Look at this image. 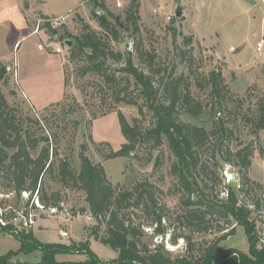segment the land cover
<instances>
[{
	"label": "trees",
	"instance_id": "1",
	"mask_svg": "<svg viewBox=\"0 0 264 264\" xmlns=\"http://www.w3.org/2000/svg\"><path fill=\"white\" fill-rule=\"evenodd\" d=\"M93 7L103 11L92 13L100 30L78 15L80 32L70 35L69 49L71 59L84 63L82 72L92 76L91 87L109 94L107 110L94 119L121 106L136 107L139 115L129 121L120 114L126 143L108 159L128 158L141 146L157 149L167 144L176 159L170 173L180 194V212L171 213L163 201L165 192L148 178H137L129 187L115 186L104 165L88 155L85 145L81 146L78 166L63 157L62 136L51 126V120L25 112L18 104L11 105L1 90L0 186L11 193H27V205L38 192L46 210L59 212L64 210L62 190L83 192L87 207L79 209V213L91 215L98 227L105 225V243L119 252V258L108 264H264V249L256 248L253 229L244 220H238L237 226L244 227L250 252L220 246L236 231L238 205H251L258 213L264 208V194L260 192L264 186L252 182L249 176L253 143L240 144L236 150L231 145L237 132L258 138L264 130V98L255 102L236 98L220 70L207 75L195 72L192 49L181 51L166 64L156 50L147 49L136 38L140 32V4L131 5L124 15L112 13L104 2L94 1ZM52 32L57 37L61 35L56 29ZM125 33L129 34L124 36ZM125 38L132 40L131 49L115 50L114 43H124ZM186 43L191 44L192 38ZM8 83V68L0 61V88ZM205 114L211 117V129L182 120L183 116L200 118ZM224 165L238 169L236 190L225 183ZM48 178L58 183L61 190L49 194L45 185ZM224 193L226 202L220 200ZM258 217L262 219V214ZM138 218H143V222H138ZM172 218L190 233L224 236L210 244L200 261L188 260L195 248L192 242L187 248L188 256L174 259L164 244L151 248L144 241L146 225L153 229L154 236L171 234L175 246L185 239L182 233H170ZM13 228L0 224L2 231ZM19 241L21 250L0 256V264H33L18 257L35 252L42 254L38 264H104L91 251L88 241L77 250H69L61 243H44L32 232ZM68 253L85 255L89 260H56L57 255Z\"/></svg>",
	"mask_w": 264,
	"mask_h": 264
},
{
	"label": "rangeland",
	"instance_id": "2",
	"mask_svg": "<svg viewBox=\"0 0 264 264\" xmlns=\"http://www.w3.org/2000/svg\"><path fill=\"white\" fill-rule=\"evenodd\" d=\"M94 1L104 2L107 9L116 15H124L131 5L140 4V32L136 38L142 40L147 49L156 50L166 64L181 51L192 49L195 72L207 75L213 70H220L236 98H251L253 102L264 98V49L256 51V44L264 33V28L260 26L261 21L262 25L264 23V5L260 2L256 5L255 0H29V8L24 10L15 0H7L0 7V61L7 66L9 73V83L0 90L9 103L18 104L25 112L42 120L50 119L51 126L62 136V156L72 159L77 166L81 146L85 145L88 155L104 165L115 186L129 187L137 178H148L165 192L163 201L171 213L180 212V194L170 173L176 159L167 144L157 149L141 146L128 158L108 159L112 152L126 143L120 114L129 121L139 115L136 107L121 106L105 117L94 119L95 115L107 110L109 94L91 87L92 76L82 72L83 62L71 59L69 46L65 43L72 41L70 35L80 32L78 15L95 30H100L92 13L103 14V11L94 9ZM179 6L181 17L176 16ZM42 14L61 15L65 20L57 24L48 23ZM53 29L60 32L59 38L52 32ZM189 38H192V43L188 45L186 39ZM113 46L115 50L125 52L131 49L132 40L125 38L124 43H114ZM58 48L61 53H56ZM182 120L207 129L212 127L209 114L200 118L183 116ZM245 134L244 131L237 132L232 148L236 150L240 144L253 143L249 176L252 182L264 186V130L258 138ZM223 175L227 186L236 190L238 169L224 165ZM45 185L49 194L61 190L60 185L49 178ZM260 192L264 194V191ZM62 199V212L39 211L37 223L32 228L15 226L12 231L0 230V256L20 251L19 238L32 232L44 243H61L69 250H77L88 241L91 251L104 264L117 260L119 252L105 243L108 238L105 225L98 227L91 215L79 213V209L87 207L84 193L62 190ZM28 200L29 197L24 194L11 193L0 186V209L9 210V217L13 210L25 209ZM220 200L226 202L227 195L222 194ZM74 212L76 217H73ZM237 214L235 233L222 240L220 246L246 254L250 252L245 229L237 226L238 220H244L253 229L256 248L262 251L264 208L258 213L251 205H238ZM259 214H262V219H259ZM137 220L143 222L144 219ZM170 223V233L174 231L185 236L176 246L171 243V234L154 236L153 229L147 225L144 227V241L151 248L164 244L174 259L188 256L187 248L192 242L195 248L188 260L192 263L200 261L210 244L224 236L190 233L173 218ZM63 232L67 237L63 236ZM18 258L22 262L38 264L42 261V254L21 253ZM56 260L85 263L89 258L68 253L57 255Z\"/></svg>",
	"mask_w": 264,
	"mask_h": 264
},
{
	"label": "built area",
	"instance_id": "3",
	"mask_svg": "<svg viewBox=\"0 0 264 264\" xmlns=\"http://www.w3.org/2000/svg\"><path fill=\"white\" fill-rule=\"evenodd\" d=\"M65 17H56V18H49L45 19V22L48 23H59L61 21H64ZM41 24V20L39 22ZM59 37V36H58ZM57 37V38H58ZM67 42V41H66ZM65 42V43H66ZM264 49V33L260 36L257 44H256V51L261 52ZM61 49H56V53H61ZM25 196L28 197L27 193H23ZM39 211H47L44 206L41 204L38 196V192H36L30 202L29 205L26 206L23 210H13V214L11 217L8 216L9 210L5 208L0 209V224L2 227L7 228L8 226H16L20 229L23 228H32L37 223V217ZM52 213H56V209H50ZM67 217V216H66ZM64 237H67L66 233H62ZM264 242V239H263Z\"/></svg>",
	"mask_w": 264,
	"mask_h": 264
},
{
	"label": "crops",
	"instance_id": "4",
	"mask_svg": "<svg viewBox=\"0 0 264 264\" xmlns=\"http://www.w3.org/2000/svg\"><path fill=\"white\" fill-rule=\"evenodd\" d=\"M15 1L18 3V5L20 6L21 9L27 10L29 8V0H15ZM258 2L263 3V5H264V0H255L256 5H260ZM5 3H7V0H0V7ZM262 6H260L259 9ZM263 12H264V10H263ZM42 15L47 16V17H61V15H57V14H42ZM68 15H70V14H68ZM263 25H264V23H263ZM263 25H262V21H261L260 26L264 28Z\"/></svg>",
	"mask_w": 264,
	"mask_h": 264
},
{
	"label": "water",
	"instance_id": "5",
	"mask_svg": "<svg viewBox=\"0 0 264 264\" xmlns=\"http://www.w3.org/2000/svg\"><path fill=\"white\" fill-rule=\"evenodd\" d=\"M176 16L177 17H181L182 16V9L181 7L179 6L177 11H176ZM68 46H70V42L67 43Z\"/></svg>",
	"mask_w": 264,
	"mask_h": 264
}]
</instances>
